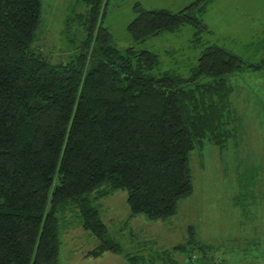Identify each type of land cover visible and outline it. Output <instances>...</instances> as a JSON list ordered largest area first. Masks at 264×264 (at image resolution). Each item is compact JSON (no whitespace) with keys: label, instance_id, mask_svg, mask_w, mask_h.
<instances>
[{"label":"trees","instance_id":"trees-1","mask_svg":"<svg viewBox=\"0 0 264 264\" xmlns=\"http://www.w3.org/2000/svg\"><path fill=\"white\" fill-rule=\"evenodd\" d=\"M84 1L81 50L53 63L36 46L42 0H0V264H61L68 212L100 241L88 257L111 252L141 264L143 256L125 253L110 235L94 201L126 190L132 215L168 220L194 193L192 151L206 142L222 150L239 132L230 78L242 73L243 60L202 40L211 0L177 13L136 4L128 25L135 45L124 49L102 24L108 0ZM187 24L203 45L187 76L139 48ZM188 233L158 256L162 264H180L173 252L185 264L224 263L208 255L193 226Z\"/></svg>","mask_w":264,"mask_h":264},{"label":"rangeland","instance_id":"rangeland-1","mask_svg":"<svg viewBox=\"0 0 264 264\" xmlns=\"http://www.w3.org/2000/svg\"><path fill=\"white\" fill-rule=\"evenodd\" d=\"M194 1L108 0L102 24L109 29L113 44L124 49L135 45L128 25L136 17V4L177 13ZM87 12L84 0H42L36 46L53 63L75 59L87 36ZM202 22L209 28L201 33L205 43L223 46L243 60L242 73L230 78L238 135L222 150L206 142L203 149L192 151L194 193L168 220L132 215L126 190L99 198L94 204L110 235L125 253L143 256L141 264H162L158 256L186 243L190 226L199 244H204L208 255L213 254L217 261L264 264V0H211ZM195 32L196 28L187 24L139 48L156 53L160 68L187 76L203 50L202 44L194 42ZM60 233L61 264H128L124 255L111 252L100 258L88 257L100 241L82 227L75 212L67 213ZM172 254L185 264L184 255ZM201 257L196 252L194 260ZM206 261L205 257L199 264Z\"/></svg>","mask_w":264,"mask_h":264}]
</instances>
